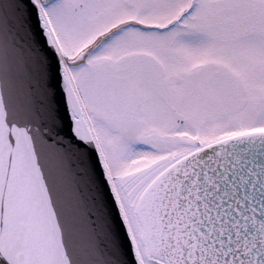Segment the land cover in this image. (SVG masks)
<instances>
[{
  "label": "snow or ice",
  "instance_id": "obj_1",
  "mask_svg": "<svg viewBox=\"0 0 264 264\" xmlns=\"http://www.w3.org/2000/svg\"><path fill=\"white\" fill-rule=\"evenodd\" d=\"M0 264H264V0H0Z\"/></svg>",
  "mask_w": 264,
  "mask_h": 264
}]
</instances>
